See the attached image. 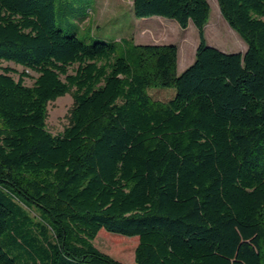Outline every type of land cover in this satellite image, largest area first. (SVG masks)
Segmentation results:
<instances>
[{
  "label": "trees",
  "instance_id": "1",
  "mask_svg": "<svg viewBox=\"0 0 264 264\" xmlns=\"http://www.w3.org/2000/svg\"><path fill=\"white\" fill-rule=\"evenodd\" d=\"M218 3L245 53L208 44V0H132L198 31L178 74L176 45L86 43L56 0H0V264H123L102 230L136 238V264H264V0ZM72 87L53 135L47 105Z\"/></svg>",
  "mask_w": 264,
  "mask_h": 264
},
{
  "label": "rangeland",
  "instance_id": "2",
  "mask_svg": "<svg viewBox=\"0 0 264 264\" xmlns=\"http://www.w3.org/2000/svg\"><path fill=\"white\" fill-rule=\"evenodd\" d=\"M211 13L205 36L208 44L224 53H245L247 44L224 20L218 0H208ZM57 28L67 35H76L86 43L95 41H129L135 45H176L179 49L178 74H182L195 60L199 45L198 31L193 25L183 30L173 20L151 17L138 19L132 9V0H56ZM22 73L24 68L14 63L4 62ZM76 66L71 69L74 73ZM25 80L32 86L37 74L28 71ZM18 79V75L16 76ZM76 88L68 94L49 102L47 105V129L53 135L62 134L71 124L75 106ZM174 88H157L149 91L154 99L167 102L175 95ZM138 240L126 238L102 230L94 241L103 253L123 264H136L134 252Z\"/></svg>",
  "mask_w": 264,
  "mask_h": 264
}]
</instances>
